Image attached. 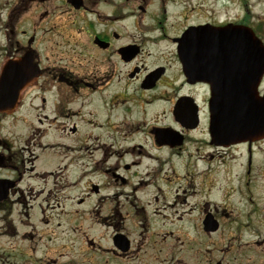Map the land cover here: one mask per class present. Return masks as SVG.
I'll use <instances>...</instances> for the list:
<instances>
[{
	"label": "flooded vegetation",
	"instance_id": "1",
	"mask_svg": "<svg viewBox=\"0 0 264 264\" xmlns=\"http://www.w3.org/2000/svg\"><path fill=\"white\" fill-rule=\"evenodd\" d=\"M251 1L4 0L5 264H264V133L213 138L219 96L264 123V71L231 40L250 28L264 46ZM237 162L243 199L220 204L215 177Z\"/></svg>",
	"mask_w": 264,
	"mask_h": 264
},
{
	"label": "water",
	"instance_id": "2",
	"mask_svg": "<svg viewBox=\"0 0 264 264\" xmlns=\"http://www.w3.org/2000/svg\"><path fill=\"white\" fill-rule=\"evenodd\" d=\"M241 36L231 35V40L234 42L237 40V43H241L242 48L245 50L244 55H247V62L250 65H255L254 68L250 69L249 76L260 77L264 70V52L260 45L255 43V39L248 29H241ZM263 62V63H262ZM21 82V80L12 79ZM232 97V96H231ZM241 105L240 100L234 101L233 98L230 100L229 96H219L215 105V117L213 118L214 124V133L213 138L217 143L225 144L230 142L239 141L246 133L258 130L259 132L264 133V123L252 124L251 121L247 123H241ZM251 104L248 103V106ZM222 120V121H221ZM225 122H231L230 124H225Z\"/></svg>",
	"mask_w": 264,
	"mask_h": 264
},
{
	"label": "rangeland",
	"instance_id": "3",
	"mask_svg": "<svg viewBox=\"0 0 264 264\" xmlns=\"http://www.w3.org/2000/svg\"><path fill=\"white\" fill-rule=\"evenodd\" d=\"M253 1L254 0H252L251 2H253ZM3 2H4V0H0V14L2 13L1 7L3 5ZM250 10L252 11V13L247 15L248 23L251 24L252 26H257L258 29L256 31L260 32L261 35L264 37V6L251 5ZM229 12H230L229 14H225L226 18L236 19L235 17L241 16L239 9L233 8ZM221 17L223 18V12L222 11L219 12L217 10L216 11L217 20ZM211 166H214V163ZM202 167H203V165H201V164L197 165V170L200 172L202 170ZM236 167H240L239 162H237L236 165L234 163H232L230 165V169H231L232 174H229L225 178L215 177L214 186H213L214 194H215L214 198L220 204L226 205L225 203H223L225 201V199H228L229 202L234 201V200L236 201V200L243 199V197L241 195H240L241 198L238 196L239 194L237 192V187H236L237 179H236V175L234 174L236 172ZM257 184H258V186L256 187ZM253 188H254V194H255V196H254L255 200L254 201L257 202V200H259L260 204L264 203V182L257 179ZM258 189H261V190H258ZM240 192L243 193L242 190H239V193ZM195 213L196 212L194 211L192 214L194 215ZM195 224L198 227V224H199L198 219H195L194 217H192V218H188L186 216L184 217V221H183V223H181V225H182L181 227L183 229V233H184L185 237H190L193 235L196 236V234L198 232H196V230H195ZM169 226H170V224H169ZM1 239L2 238L0 237V248H1V246H3V243H2L3 239L2 240ZM0 254H1V252H0ZM0 264H5L2 255H0Z\"/></svg>",
	"mask_w": 264,
	"mask_h": 264
}]
</instances>
